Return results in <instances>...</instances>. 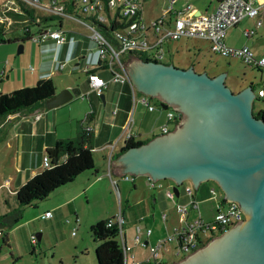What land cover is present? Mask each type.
Returning a JSON list of instances; mask_svg holds the SVG:
<instances>
[{"label":"water","instance_id":"water-1","mask_svg":"<svg viewBox=\"0 0 264 264\" xmlns=\"http://www.w3.org/2000/svg\"><path fill=\"white\" fill-rule=\"evenodd\" d=\"M16 49H22L21 42ZM122 63L135 90L156 96L162 108L172 106L181 115L172 128L118 152L110 171L170 178L175 195L184 179L193 187L211 179L243 213L170 264H264V120L252 113L251 85L231 91L224 71L208 75L192 63L179 66L132 54ZM71 95L64 86L43 103L53 106Z\"/></svg>","mask_w":264,"mask_h":264},{"label":"crops","instance_id":"crops-1","mask_svg":"<svg viewBox=\"0 0 264 264\" xmlns=\"http://www.w3.org/2000/svg\"><path fill=\"white\" fill-rule=\"evenodd\" d=\"M216 1L212 0L207 5L206 3H202L201 0H173L172 7L180 9L188 4L193 12L197 9L209 11L214 7ZM256 19H259V23H256ZM55 22L54 25L62 29L66 35H71L72 39L56 45L52 38L46 37L38 43V53L35 52V56L34 54L31 56L35 61L33 80L41 76H50L55 83L54 92L61 87L67 86L72 95L53 106L46 107L43 102H40L34 107L22 108L6 115L10 119L7 120L6 134L0 140V149L7 154L6 157L2 158L6 162L7 171L3 173L4 175L0 180V188L3 187L4 195H10L19 189L22 184H26L29 180L35 178V176L36 178L37 175L40 177L41 170L43 169L41 156L44 154L45 148L50 146L57 137H70L74 135L79 122L83 124L87 122L92 129V141L91 146L87 147L89 153L86 159L69 165L68 169H66V166V172L64 173L66 175L67 173L70 174L66 181L54 184L53 180H50L49 192L57 189L68 190L65 196H60L50 204L43 205L36 213L38 217L46 219L48 223H51L57 220V217L63 212L61 210L62 207L67 204L69 206L67 213L70 212L73 215L72 222L75 226L77 224L76 206L72 200L78 194L83 193L86 200L90 196L93 199H97L105 191H109V182L114 183L116 192L119 190L116 181L110 177L112 174L110 168L106 171L108 180L105 178V170L101 168V164L103 166V163L107 162V154L110 149L108 143L112 144L111 152L116 151L124 139L128 137L133 140L149 138L153 134L161 132L160 125L162 123L165 122L168 128V122L165 120V109L159 105V99L156 96H147L148 104L152 105L151 108H148L146 104L138 99L131 100L127 81L121 82L115 78H111L110 70L105 60L99 59L94 42L89 36V28L84 23L71 18H61ZM246 27H252L253 33L247 36L244 35L242 29ZM179 38L168 39L165 42ZM262 39H264V3L258 5L255 14L242 16L235 23L226 27L223 35V40L228 45L246 44L254 57H257L255 56V47L258 41ZM165 42L163 43V47L167 49L168 44L165 46ZM178 45L180 46V44ZM41 46L46 49L41 50ZM66 53V59H64L63 64L55 67L54 56L62 58ZM122 53L129 54L127 52ZM83 64H86L90 70L93 69L105 80V84L100 90L102 97L88 85L86 72L82 69ZM134 93L138 96L140 91L134 90ZM94 150L99 151V156L96 160L91 155V152H94ZM64 160L65 158L62 161ZM87 170L89 173H86ZM83 172L85 174L79 177ZM113 174L121 176L122 172ZM39 177L37 180L46 183V176L40 179ZM74 179H76L75 182H72ZM164 179L158 186H155L156 190L150 196L149 217L146 214V206L143 199L136 198L131 203H128V201L124 202L123 205H127L129 210H134L136 206L139 207L141 205V211L136 214L134 213L131 217L126 215L124 207L120 205L119 201L118 207L124 220H128L131 225L137 221L138 215L143 214L144 224L146 226L150 223L157 225L162 229L161 232L170 230L173 226L179 224L177 212L173 204L174 200H180H177L175 196H185L187 199L185 198L184 202L188 200L189 196L185 193L184 187L181 192L179 189L177 190L174 198L165 195L164 189L170 188L173 182L170 179L169 181H165ZM63 184L65 185L62 186ZM135 184L134 179L131 180L133 188ZM210 185L207 186V190ZM198 186L199 183L196 187L198 188ZM97 195L98 197H95ZM191 195L196 199L198 206V199L192 188ZM206 197L213 200L209 207V210L212 212L216 204L221 202L220 200L223 198V195L222 192L217 191L214 196H210L208 192L204 198ZM45 209L50 210V215L41 216V212ZM116 210L109 211L107 215L98 218H110L115 214ZM160 211L166 213L164 221L159 216ZM36 233L39 236L38 238L43 236V230L35 231L33 234ZM132 234L131 230L128 234L124 231V241L126 243H128L126 238L131 240Z\"/></svg>","mask_w":264,"mask_h":264},{"label":"built area","instance_id":"built-area-1","mask_svg":"<svg viewBox=\"0 0 264 264\" xmlns=\"http://www.w3.org/2000/svg\"><path fill=\"white\" fill-rule=\"evenodd\" d=\"M35 7H42L47 10L45 15H54L55 21L61 18H71L84 23L89 28V36L94 42L96 52L99 59H104L111 74V78H115L121 82L127 81L129 85L131 100H140L146 104L148 108L152 105L147 102V94L140 92L138 96L134 93V87L129 82L123 67V60L118 57L122 52L141 53L149 59L160 60L165 53L163 43L168 39H176L181 36L197 37L206 39L209 48L213 52L224 55L238 56L246 63L262 66L264 71V56L254 57L249 47L242 43L240 45H228L223 40L226 27L235 23L239 18L245 15H253L257 12L259 4L264 0H217L214 7L209 11L193 12L188 4L180 9L172 7L173 0H168V4L161 9L159 15L155 16L149 22H145L141 16L142 0H21ZM22 12L14 0L10 3L6 0L0 2V28L2 35L7 30L27 29V37L35 39L38 42L46 37L53 39L56 45L63 41H70L71 35L57 26H46L45 22L36 19L34 30L24 22L21 17H14L11 12ZM17 22L14 24L13 22ZM112 26L111 32L115 38V44L109 43L102 36L96 24ZM259 23V19H256ZM244 35L253 33L252 27L242 29ZM41 50L46 49L41 46ZM66 55L62 58L54 56V66H61ZM82 69L86 72V79L90 88L99 93L101 87L104 86L105 80L94 70H90L86 64ZM2 72V69H0ZM263 85L256 90L257 95H263ZM180 112V111H179ZM181 113L176 122L179 120ZM178 116L177 109L172 106L165 107V120L174 121ZM175 123V122H174ZM161 131L168 128L166 123L160 125ZM110 149L112 144L108 143ZM107 154V161L110 160V152ZM41 164L44 167L50 166L47 155L41 156ZM123 177L133 180V173H122ZM145 180L148 185L154 187L160 183H156L155 179L145 174ZM184 191L189 196L186 202L174 200V209L177 212V220L179 224L170 230H164L162 235L156 236L153 241L148 239L151 232L149 226H145L141 230L138 220L142 219V215H138L137 221L134 223V231L131 236V242L124 241L123 221L124 218L118 209L115 214L110 217L111 221L117 226V239L121 245L122 260L121 264H167L172 263L177 256L179 258L187 252L193 250L197 246L203 244L212 235L217 234L222 229L233 224L237 219H241V210L235 201L221 198V202L217 203L209 218H204L198 209L197 201L191 195V187L184 185ZM210 196L216 193L214 185L208 187ZM165 195L174 198L173 190L164 189ZM193 212V213H191ZM50 215V210L45 209L41 212V216ZM166 213L159 212L162 221L165 219ZM110 221V220H109ZM73 230H71L72 232ZM30 241H34V235H30ZM134 244H139L146 248L147 254L140 259L133 258L131 251ZM128 256L130 259L128 260Z\"/></svg>","mask_w":264,"mask_h":264},{"label":"rangeland","instance_id":"rangeland-1","mask_svg":"<svg viewBox=\"0 0 264 264\" xmlns=\"http://www.w3.org/2000/svg\"><path fill=\"white\" fill-rule=\"evenodd\" d=\"M1 1L2 0H0V2ZM40 1L45 2L46 0ZM201 1L208 5L212 0ZM6 2L10 3V0H6ZM167 4L168 0H142L141 16L143 20L146 23L149 22L155 16L159 15L161 9ZM34 11L37 15L47 14V10L42 7H34ZM55 20L56 18L53 17L47 20L44 25L52 27L56 23ZM29 27L31 30H34L35 24H31ZM21 34V29L15 28L10 31L7 30L3 37L8 36L9 40L0 41V68L2 67V72H0V93L34 82L35 61L31 56H33V54L35 56V52L38 53L39 42L27 37L19 39ZM18 42L22 43V49L19 51L16 49ZM167 44L168 48L160 59L161 61L172 62L179 66L192 63L195 70H205L208 75L224 71V82L231 91H236L246 84H250L255 90L258 86H262L264 82V71L262 66L246 63L238 56L213 52L210 50L209 43H207L206 39L180 37L177 40L165 42V46ZM178 44H180V46ZM255 53L257 57L259 55L264 56V39L258 41L255 47ZM125 56V53L118 54L121 60H123ZM126 75L128 77L127 73ZM252 104L254 108L258 106L264 107V97L252 99L251 105ZM167 122L168 129L172 128L174 125L173 122ZM91 155L92 158L96 160L99 156V151L94 150V152H91ZM6 156L7 154L0 149V180L4 175L3 173L7 171L6 162L2 159ZM112 159L113 157L110 158L109 162L105 161L103 166L100 163L101 168L105 170L104 174L107 180L108 176L106 175V171L110 168V161ZM88 170L86 173H89ZM84 174L85 172L79 177ZM133 176L136 183L134 188L131 186V180L124 178L122 174L120 176L119 174L115 175L112 173L110 177L116 181L117 188L119 189L117 192L114 183L108 181L110 184L109 191H105L102 196H95L98 197L97 199H93L90 196L89 199L86 200L83 193L78 194L75 199L72 200L76 206L75 213L77 224L75 226L72 222L73 215L70 212L67 213L69 208L67 204L62 207L61 210L63 212H61V215H59L54 222L48 223L46 219H42L36 215L37 211L41 209L43 205H48L55 201V199L57 200L60 196H65L68 189L64 191L61 189L48 191L41 198L33 199L32 203L23 205L21 207L19 219L5 227L7 242L0 244V264H96L93 247L97 241L94 240L90 234L88 228L89 223L93 222L98 217L107 215L109 211L118 210L119 201L120 205L124 207V212L127 216L131 217L134 213H139L141 211V205L139 207L136 206L134 210H129L127 205H123L125 201L131 203L136 198L143 199L146 206V214L148 217L150 215V196L152 192L156 190V187H151L146 183L145 174L133 173ZM169 179L170 178H165L164 180L169 181ZM75 180L76 179L72 182H75ZM162 181L163 179L161 178L155 179L156 183H161ZM172 182L174 181L172 180ZM33 183L32 181L29 182L27 189L34 190L36 181L34 184ZM185 184L189 185L195 191L201 215L206 219L209 218L211 215L209 207L213 200L207 197L204 198L205 195L208 194L207 186L209 184L214 185L216 187V192H221V189L213 180H201L198 188H195L188 179H184L177 183V189L181 192ZM64 185L65 184L62 186ZM2 195H4L3 187L0 188V213L7 208L6 204L3 202ZM175 197L182 202L187 199L185 196L181 195ZM7 198L8 201H12L13 195H9ZM141 215L144 216L143 214ZM241 215L243 217L242 212ZM137 222L143 231L146 226L143 218ZM122 225L126 234H128L130 230L132 232L134 231V224L130 225L128 220H124ZM148 226L152 229V232L148 236L150 241H153L156 235L163 234L159 226L151 223L148 224ZM71 229L73 230L72 233ZM40 230H43V236L36 239L33 233ZM30 233L34 235L33 242L30 241ZM126 241L129 243L131 240L126 238ZM131 251L133 252L134 259L143 258L147 254L146 248L139 244H134ZM177 257L179 258V256ZM129 259L130 256H128V260ZM163 264H167V261H164Z\"/></svg>","mask_w":264,"mask_h":264},{"label":"trees","instance_id":"trees-1","mask_svg":"<svg viewBox=\"0 0 264 264\" xmlns=\"http://www.w3.org/2000/svg\"><path fill=\"white\" fill-rule=\"evenodd\" d=\"M14 1L17 3L22 12H15L12 10H8V12H11L14 17L23 18L24 22L28 24L26 27H29L31 24H35L36 26V19L46 22L54 17L52 14L37 15L34 11L35 6L29 5L21 0ZM13 23L17 24L15 21ZM96 26L106 41L115 44V38L110 31L112 26L107 27L106 25L100 23H97ZM25 37H27V29L22 28V34L19 39H23ZM3 40H9V37H3L0 28V41ZM129 54H133L136 57L143 59H149L141 53L130 51ZM257 88L255 90L252 88L254 91V98L264 97V85L263 95L261 96L257 95ZM54 91L55 83L53 79L50 76H41L36 78L32 84L18 86L9 91L0 93V140H2L6 134L7 120L10 119V117H6L8 113H12L22 108L34 107L37 103L43 102V100ZM251 110L255 116L261 117L264 120V107L258 106L254 108V105L252 104ZM177 112L178 116H176L175 120L172 121L173 124L179 117V110H177ZM146 139L133 140L130 137L124 139L118 149L111 152L110 158L114 157L118 152L127 146L138 144ZM91 141L92 129L90 125L87 124V122L84 124L79 122L74 135L70 137H57L50 146L45 148L44 153L48 157L50 166L44 167L41 170L40 177L37 175V178L39 177L40 179L43 176H46V183L37 180L35 176V178L29 180L26 184H22L19 189L10 194L13 195L12 201H8V194L3 196V202L6 204L7 208L0 213V244L7 242L5 227L19 219L21 207L25 204L32 203L33 199L41 198L44 194H46L48 188H50V180H53L54 184L66 181L69 178L68 175H70L69 173H67V175L64 173L66 172V166V169H68L69 165H73L74 163H78L79 161L86 159V156L89 153L87 147L91 146ZM62 157L65 158L64 161H62L64 159H61ZM31 181L32 183H35L36 181V187H34V190L27 189L28 183ZM88 228L92 238L97 241L93 247L96 264H121L122 251L121 245L117 239L116 223L111 221L109 217H103L91 222Z\"/></svg>","mask_w":264,"mask_h":264},{"label":"flooded vegetation","instance_id":"flooded-vegetation-1","mask_svg":"<svg viewBox=\"0 0 264 264\" xmlns=\"http://www.w3.org/2000/svg\"><path fill=\"white\" fill-rule=\"evenodd\" d=\"M186 66V65H185ZM208 180H211V179H208ZM215 182V181H214Z\"/></svg>","mask_w":264,"mask_h":264}]
</instances>
